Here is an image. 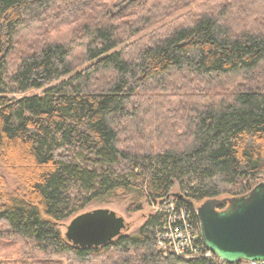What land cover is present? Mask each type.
I'll list each match as a JSON object with an SVG mask.
<instances>
[{
	"label": "trees",
	"instance_id": "16d2710c",
	"mask_svg": "<svg viewBox=\"0 0 264 264\" xmlns=\"http://www.w3.org/2000/svg\"><path fill=\"white\" fill-rule=\"evenodd\" d=\"M196 1L0 0V239L19 248L0 264H221L159 249L160 212L100 247L59 228L113 201L174 199L197 223L264 180V0H207L123 44Z\"/></svg>",
	"mask_w": 264,
	"mask_h": 264
},
{
	"label": "water",
	"instance_id": "95a60500",
	"mask_svg": "<svg viewBox=\"0 0 264 264\" xmlns=\"http://www.w3.org/2000/svg\"><path fill=\"white\" fill-rule=\"evenodd\" d=\"M223 204L226 207L219 209ZM203 247L226 264L264 262V180L247 195L206 199L195 208ZM124 220L108 208L70 219L64 237L78 248L103 246L123 233Z\"/></svg>",
	"mask_w": 264,
	"mask_h": 264
},
{
	"label": "built area",
	"instance_id": "2783aa9c",
	"mask_svg": "<svg viewBox=\"0 0 264 264\" xmlns=\"http://www.w3.org/2000/svg\"><path fill=\"white\" fill-rule=\"evenodd\" d=\"M154 212L164 213L165 222L156 231V240L159 249L182 259H193L199 256L213 258L206 251L200 238L198 222H194L185 205L178 204L176 200L163 201L153 206ZM221 264H226L221 261ZM244 264H264L263 261L244 262Z\"/></svg>",
	"mask_w": 264,
	"mask_h": 264
},
{
	"label": "rangeland",
	"instance_id": "374dc122",
	"mask_svg": "<svg viewBox=\"0 0 264 264\" xmlns=\"http://www.w3.org/2000/svg\"><path fill=\"white\" fill-rule=\"evenodd\" d=\"M206 1L207 0H198V1L194 2L193 5L187 7L183 11H181L177 14H174L168 18L160 20L156 25L149 27L148 29H146L145 31L140 33L139 35L134 36L133 38L124 42L123 44L125 45V44H128L130 42H133V41L137 40L138 38H140L144 35H148L149 33H151L152 31H154L157 28L169 25L174 19L178 18L179 15L186 14V13H190V14L194 13L196 6L202 4ZM45 89L46 88L31 90L24 95L23 94L12 95L10 97H13L15 99H19V98H22L23 96L40 94ZM131 136H132V133H128L127 138H122V140L124 141V140L130 139ZM5 175H6V179L9 183V185L12 186L13 185L12 179L10 178V176L8 174L5 173ZM172 191H179V187L177 184L173 186ZM96 208H108V209L114 211L117 216L122 217L124 220V225H125L123 233H126V234L134 233L145 222L146 217L154 212L153 206L148 205V204L144 205L140 211L128 212L127 207H126V203L117 202V201H113L109 204H99V205L93 204V205L86 207L82 212L92 210V209H96ZM69 221L70 220L68 219V220H65L64 222H62L60 224L59 228H60L61 233L65 232L66 225L69 223ZM18 257H19L18 246L15 245L14 243L10 242V241L0 239V260H4L7 258H18Z\"/></svg>",
	"mask_w": 264,
	"mask_h": 264
}]
</instances>
